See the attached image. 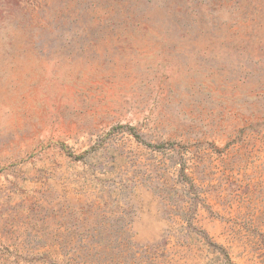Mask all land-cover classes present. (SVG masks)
Returning a JSON list of instances; mask_svg holds the SVG:
<instances>
[{
  "label": "rangeland",
  "instance_id": "obj_1",
  "mask_svg": "<svg viewBox=\"0 0 264 264\" xmlns=\"http://www.w3.org/2000/svg\"><path fill=\"white\" fill-rule=\"evenodd\" d=\"M0 264H264V0H0Z\"/></svg>",
  "mask_w": 264,
  "mask_h": 264
}]
</instances>
